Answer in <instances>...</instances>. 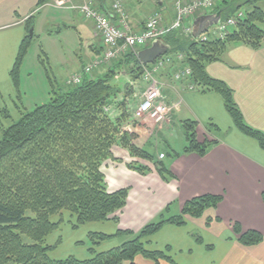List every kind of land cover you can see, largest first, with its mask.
<instances>
[{
  "label": "trees",
  "instance_id": "16d2710c",
  "mask_svg": "<svg viewBox=\"0 0 264 264\" xmlns=\"http://www.w3.org/2000/svg\"><path fill=\"white\" fill-rule=\"evenodd\" d=\"M51 1L38 0V10ZM257 1L261 0H246L242 4L224 0L215 8L212 14L223 10V22L242 12L244 6L252 8L243 11L244 18L230 30L225 40L201 42L193 40L192 35L184 39L181 31H174L163 42L171 47L169 54L185 55L184 65L192 69V81L198 91L220 95L235 127L256 140L264 150V134L247 125L233 91L206 72V64L221 60L231 44L242 43L253 49L264 47V29L261 27L264 26V10L255 6ZM33 19L29 21L28 33L11 72L18 96L19 73L33 38L29 34ZM114 63V67L98 78L85 77L80 86L57 89L52 84L50 100L22 113L17 122H12L6 109L0 112V264H138V257L154 264L162 261L176 264L166 253L146 249L142 241L157 234L167 224L183 227L187 217L201 219L207 211L216 210L223 202L222 196L205 195L188 201L179 216L150 223L139 233L119 230L114 236L91 234L95 244L112 238L127 237L128 240L107 252L97 253L91 249L93 256L87 260L50 258L53 247L46 246L45 240L60 225L51 222L52 216L68 211L77 217L78 225L118 222L117 214L127 205L129 189L110 192L102 171L105 161H119L112 153L117 143L131 157L151 163L165 183L174 179L162 162L138 148L133 135L122 130V124L128 120L125 100L118 105L120 116L110 117V108L124 87H121L123 81L117 79L123 77L122 74L129 75L123 66H131L130 70L140 75L143 67L137 54L122 57ZM4 121L10 124L4 126ZM183 127L187 139L184 154L205 157L214 142L199 141L195 121H184ZM128 168L140 175L150 172L149 168L136 163ZM233 231L238 242L246 247L264 241V236L257 231L242 232L238 223L234 224Z\"/></svg>",
  "mask_w": 264,
  "mask_h": 264
},
{
  "label": "crops",
  "instance_id": "0c3cea01",
  "mask_svg": "<svg viewBox=\"0 0 264 264\" xmlns=\"http://www.w3.org/2000/svg\"><path fill=\"white\" fill-rule=\"evenodd\" d=\"M86 1L107 13L120 30L136 35L145 29L154 14L162 16L165 28L171 27L177 17L169 0H161L162 5L157 0H137L130 6L121 0L125 21L113 10L116 0ZM80 2L82 0H75L76 4ZM37 4L38 0H0V112L6 109L11 118V104H15L18 94L11 72L28 33L29 21L42 10H38ZM49 6L51 2L43 9ZM62 10L66 13L54 19L63 26L58 27L59 32H63L62 29L76 32L86 49L84 55L78 56L79 69L75 74H79L103 54V43L93 22L85 20L76 11ZM206 72L233 91L247 125L264 134V47L253 49L242 43L231 44L221 60L206 64ZM172 74L170 71L160 78L169 86L165 97L171 107L163 124L169 125L170 120L172 123L178 116L181 122L195 121L199 141L208 140L214 144L205 157L184 154L187 145L182 151L172 150L174 153L168 156L164 152L154 154L156 161L162 162L173 174L174 179L169 183L161 179L151 163L132 158L129 152L119 150L120 147L115 145L112 149L114 157L125 163L108 160L111 164L105 162L102 171L110 192L129 189L127 205L117 214L118 228L139 233L156 216L172 211L170 208L177 217L184 205L194 198L222 196L223 202L217 209L207 211L203 218L187 217L183 227L165 225L152 236V245L176 264H264V241L246 247L238 242L233 231L234 224L238 223L242 232L257 231L264 236V150L256 140L235 127L220 95L188 90L186 85L173 81ZM122 76L126 77L125 74ZM17 109L27 111L24 106H17ZM162 154L165 158L161 160ZM168 158L169 162H166ZM126 163H137L149 168L150 172L140 175L126 169ZM137 262L154 264L142 257H138ZM161 264L169 263L162 261Z\"/></svg>",
  "mask_w": 264,
  "mask_h": 264
},
{
  "label": "rangeland",
  "instance_id": "374dc122",
  "mask_svg": "<svg viewBox=\"0 0 264 264\" xmlns=\"http://www.w3.org/2000/svg\"><path fill=\"white\" fill-rule=\"evenodd\" d=\"M56 1L57 0H52L51 6L46 7L45 9L42 8V10L34 15L32 21L34 36L19 73L20 96L16 94L17 97L15 95V104H11V110L13 111H10L13 118L12 122L20 120L22 116L21 114L24 113L17 109V106L19 108L24 106L27 111H32L36 107L46 104L51 98L52 84L57 89H67L68 87H72L73 85H69L67 82L74 76L75 71L79 69L78 56L85 54L86 49L80 44L79 34L64 29H62L63 32H59L58 27L62 28L63 26L59 21L55 22L54 19L61 16L62 13H66V11L55 7L54 4ZM135 1L137 0H124L129 6ZM243 2H246V0H240L238 3L242 4ZM255 6L264 10V1H257ZM251 9V6L247 5L242 8V12ZM77 18L79 21L80 19L78 16ZM261 27L264 29V26ZM214 29L215 27H212L209 33H212ZM182 35L184 36V39L188 36L184 33ZM83 37L85 36L83 35ZM132 55H134V53H130L124 58H130ZM112 61L113 63H111ZM112 61L105 63L102 67L95 70L91 79L102 76L109 70V68L114 67L116 65L114 61L116 60ZM123 69L125 72H128L129 75H126L125 78L119 77L117 79L123 81L121 87H123V85L124 87L123 92L117 98L116 103L110 108V117L116 119L120 116L118 105L125 100L124 102L128 109V120L122 124V130L128 131L133 135L134 144L138 148L144 149L152 155L156 153L159 155V153L164 152L168 156L172 153V150L182 151L187 143L183 122H181L179 116L174 119L172 123L170 120V124L166 126L163 123L156 124L149 118L138 119L134 116V113L142 100L146 85L143 82L142 71L140 75L130 70L131 66H123ZM130 72H133V75H131ZM67 78L68 80H66ZM9 124L10 123L4 121V126ZM147 144L149 145L144 148ZM116 146L120 147L119 150L128 153L126 149L122 148L120 143H117ZM110 160L114 161L113 159ZM105 162L106 165L111 164L108 160ZM116 162L122 164L125 163L123 160ZM166 162H169V158ZM131 164L135 163H126L125 168L128 169V166ZM109 171L110 168L106 169L107 174L110 173ZM111 186H113V183ZM170 209L172 211L163 212L158 217L156 216L150 223H158L163 219L177 215L172 208ZM50 220L55 224L60 223L57 230L45 240L46 246L53 247L49 253L50 258L53 260H64L69 257L87 260L93 256L90 252L91 249H94L97 253L107 252L121 246L126 240H128L127 237L112 238L100 244H95L94 240L91 238V234H104L108 236H114L117 234L119 231V223L114 220L78 225L77 217L68 211H63L61 214L54 215ZM152 239L153 237L151 236L144 239L142 242L146 249L157 251L155 246L151 243Z\"/></svg>",
  "mask_w": 264,
  "mask_h": 264
},
{
  "label": "built area",
  "instance_id": "2783aa9c",
  "mask_svg": "<svg viewBox=\"0 0 264 264\" xmlns=\"http://www.w3.org/2000/svg\"><path fill=\"white\" fill-rule=\"evenodd\" d=\"M224 0H169L176 10L177 17L171 27L162 25L163 19L160 14H154L148 20L145 29L140 34H131L120 30L114 25L107 13L97 9L92 2L82 0L76 4L75 0H57L55 7L76 11L85 20L93 22L95 31L100 35L103 43V54L95 58L91 64L86 66L81 73L74 75L68 80L69 85H82L85 77L91 78L93 72L105 63L118 60L130 53L138 54L146 49L156 40H163L174 31H181L186 35H192V23L198 15L212 14L215 8ZM113 10L126 20L124 5L117 0ZM244 18V13L239 12L235 17L222 22L216 26L212 33L202 35L198 40L208 42L210 40H225L230 30L237 26L239 20ZM186 57L183 53H171L158 59L154 64L143 66V82L146 85L142 100L136 109L134 116L138 119L149 118L156 124L164 123L171 113V107L166 102L165 90L169 87L167 83L160 80L161 77L173 71L172 79L177 83L186 85L188 90L198 89L192 81V69L184 65ZM161 155L160 159H164Z\"/></svg>",
  "mask_w": 264,
  "mask_h": 264
},
{
  "label": "water",
  "instance_id": "95a60500",
  "mask_svg": "<svg viewBox=\"0 0 264 264\" xmlns=\"http://www.w3.org/2000/svg\"><path fill=\"white\" fill-rule=\"evenodd\" d=\"M162 5L161 0H157ZM223 10L214 14L203 15L196 18L192 25V39L198 40L202 35L206 34L212 27L221 24ZM30 36H34V28L31 29ZM171 47L162 40H156L152 45L138 53V59L142 65L148 66L154 64L161 57L169 54Z\"/></svg>",
  "mask_w": 264,
  "mask_h": 264
}]
</instances>
